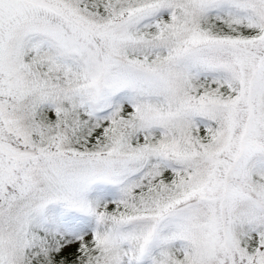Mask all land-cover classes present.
Listing matches in <instances>:
<instances>
[{"label": "snow or ice", "instance_id": "obj_1", "mask_svg": "<svg viewBox=\"0 0 264 264\" xmlns=\"http://www.w3.org/2000/svg\"><path fill=\"white\" fill-rule=\"evenodd\" d=\"M0 264H264V0H0Z\"/></svg>", "mask_w": 264, "mask_h": 264}]
</instances>
